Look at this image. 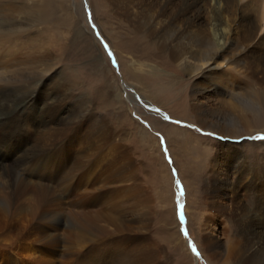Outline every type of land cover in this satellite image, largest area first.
Segmentation results:
<instances>
[{
	"label": "rangeland",
	"instance_id": "obj_1",
	"mask_svg": "<svg viewBox=\"0 0 264 264\" xmlns=\"http://www.w3.org/2000/svg\"><path fill=\"white\" fill-rule=\"evenodd\" d=\"M135 1L126 3L132 7ZM121 2L22 0L17 5L41 11L42 21L19 35L15 55L31 59L5 67L8 74L37 67L51 71L53 78L41 88L40 97L53 99L50 113L57 118L44 114L43 121L78 112L81 128L58 125L51 138L40 125L16 122L15 133L2 127L1 168L24 160L16 169L22 181L8 187L0 176V264H232L223 252L199 246L204 244L199 223L208 211L195 201L219 177L227 180L229 208L213 220L217 228L241 237V219L252 229L260 222L264 139L252 137H264V123L253 122L247 131L241 128L244 135L238 139L226 138L202 129L196 120L199 110L191 105L193 89L211 81L232 93L207 100L211 114L237 119V111L246 109L264 118L263 33L255 39L243 36L242 58L252 68L247 69L249 75L219 64L220 70L201 80L145 48L138 34L146 32L140 27L142 32L136 31L131 10ZM139 2L146 8L152 0ZM32 57L42 63L33 65ZM170 129L182 130L198 147L184 150L181 136L166 137ZM52 141L55 152L49 148ZM196 187L199 194L194 193ZM250 201L258 207L250 208ZM42 214L45 218L37 226ZM47 214L58 219L52 226L45 223L51 219ZM41 229L50 230L57 245L47 247L41 238L47 231ZM219 230L213 236L225 244ZM209 253L211 261L205 257Z\"/></svg>",
	"mask_w": 264,
	"mask_h": 264
},
{
	"label": "bare ground",
	"instance_id": "obj_2",
	"mask_svg": "<svg viewBox=\"0 0 264 264\" xmlns=\"http://www.w3.org/2000/svg\"><path fill=\"white\" fill-rule=\"evenodd\" d=\"M21 1L22 0H0V55L5 54L9 57L7 59L0 58V132L3 127L6 128L8 132L15 133L14 131L17 127L12 126H14L16 122H19L29 127H37V125H40L42 130L44 127H47L46 132H48L49 135L52 134L51 138H53V136H55L54 133L58 130L54 127L58 125H62L61 127L64 128V126L69 123H75L78 128H81L77 121L79 113L76 112L72 115H68L67 118L59 121H43L44 114H50L51 118H57V115L54 114L52 110L50 113V104L53 102V99L50 96H45L44 99L40 97L41 88L48 85V82L53 78L51 77V71L44 73L41 71V69H43L42 67H37L31 72L13 70L10 75L8 74L5 67L10 66L13 68L14 65L18 63L24 65L28 59H31L28 54V57H23L25 54L21 55L19 53V55H15V52L16 54L18 52L16 47L20 45L17 44L19 35H21L23 29L27 30L30 28L31 30L32 26L42 21L40 19V17L42 18L41 11L23 10L17 6ZM124 1L126 3V0ZM139 1H135L137 4L134 6L132 5V7L128 2L126 4L124 2L121 3L123 8H127L126 10L128 11L131 10L130 13L132 16L130 19L131 22H134V25H136L135 27H137L136 31L140 27L146 32L138 35L142 42L145 43V48L152 54L164 60L171 61L178 71L186 73L187 76L196 77L200 75L201 80L208 79L207 77L210 75L212 76L217 69L220 70L219 64L230 66L235 69V71H240L244 75L246 73L247 75L250 74L249 72L252 68L250 69L246 64H243L245 59L242 58L245 51L244 37L247 38V36H245L247 34L248 36L250 35V39H255V35L260 32L263 33L260 35L263 36L262 38L264 40V0H152L149 5L147 4L148 7L146 6V8L144 5L142 7V2ZM120 8L121 7H119V9ZM130 13L128 12V14ZM201 19L205 20V22L200 21ZM142 29L138 31L142 32ZM248 42H250V40H248ZM253 42H256V40ZM32 58L33 65L39 66L42 63L40 58ZM247 69L250 71L248 72ZM224 72H226V69ZM131 73L133 72L131 71ZM236 94L239 95L238 92H236ZM222 96L231 97L232 93L227 87H224V85L211 81L204 88L195 87L193 89V104L191 106L199 110L200 114L198 113L199 116L196 120L202 129L222 137L238 139L239 136L244 135L242 134L243 130H241V128L247 131L253 122H260L261 124H259L263 125L264 118L261 113L255 111H249L247 113L246 109L237 111V119H227V117L218 114H211L206 107L207 105L204 103L211 98ZM241 96L242 95H240V97ZM240 97L238 96V98ZM202 103L204 104L203 106L200 105ZM240 105H242V103H240ZM181 131L170 129L166 131L165 135L167 138L172 139H177V136H181L179 140L184 150H186L188 146L197 148L198 144H195L197 140L194 139L196 142L193 143L191 139H187L188 135ZM57 133L59 134V132ZM64 135L66 136V134ZM74 137H76V134ZM53 142L54 141L49 143V148L53 149L55 152L56 148H54L55 146L53 147ZM169 142L171 141H168V143ZM171 154H174V152ZM29 155L30 154H27V156ZM22 161L13 162L14 164L7 165L3 168L0 166V176L3 175L6 178L5 185L8 187L13 185V182L17 184L16 182L21 180L16 173V169L21 166ZM183 185L187 188L189 183L184 181ZM209 185L203 190L202 196H197L198 201H195L200 209L208 211L205 213V216L201 218L202 224L199 223L204 237V244L200 242L199 246L202 249L207 248L208 250H213L214 254L223 252L227 262L231 261L232 264H264V197L259 207V224L252 229L250 223H246L244 219H241L237 226L240 229L239 233H242V235L244 233V236L240 234L241 237H238L232 234L231 231L227 232L225 229L219 230V227L217 228L218 225L213 221L218 213L223 212L224 209L227 208V180L225 177H219L218 179H214L211 186ZM194 193L199 194L197 187ZM248 195L247 193V196ZM248 205L250 208L258 207V203L255 201H250ZM47 215L50 216V214ZM42 216L44 217L45 215H40L36 219V224L43 220ZM52 216L53 215L50 216L51 219L47 218L49 220L45 222L46 224H51L50 226L58 220H53L54 218ZM77 226L81 228L82 225L79 223ZM88 227L90 226H87L84 230ZM122 229L125 230L123 227ZM88 230L91 232L93 229L90 228ZM119 230H116V232L121 233ZM217 230H219L220 235H224V238H222L225 240V244L223 241L213 236V231L216 232ZM43 231H47L46 234L43 236L41 235V238L46 239L45 243L46 245L48 244L47 247L49 245H57L55 240H52L50 230H42V233ZM123 233L125 234V231ZM118 236L120 235L118 234ZM67 247L69 246L67 245ZM130 250L129 253L131 254L132 249ZM127 251L126 253H128ZM205 257L208 261H211L210 253ZM112 258L114 260V257ZM130 258L133 257H129L131 261ZM117 259H119V257ZM111 262L115 264L117 261L115 262L114 260L115 263L113 261ZM119 263L123 264V261H119ZM106 264H108V262Z\"/></svg>",
	"mask_w": 264,
	"mask_h": 264
},
{
	"label": "snow or ice",
	"instance_id": "obj_3",
	"mask_svg": "<svg viewBox=\"0 0 264 264\" xmlns=\"http://www.w3.org/2000/svg\"><path fill=\"white\" fill-rule=\"evenodd\" d=\"M105 47L107 48V45H105ZM108 54H109V56L112 55L111 52H109ZM113 63L115 64V60H113ZM252 139H257L258 140V139H264V137L255 136V137H252ZM162 143H163V141H162ZM180 195L181 196L183 195V191H181ZM181 207H183V205H181ZM181 220H183V213H181ZM185 234H187V233H185ZM193 251H195V249H193Z\"/></svg>",
	"mask_w": 264,
	"mask_h": 264
}]
</instances>
